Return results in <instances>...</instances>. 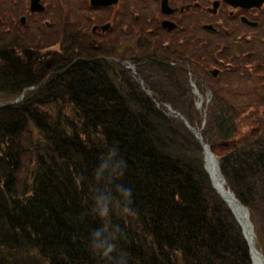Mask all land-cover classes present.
<instances>
[{"label": "trees", "instance_id": "trees-1", "mask_svg": "<svg viewBox=\"0 0 264 264\" xmlns=\"http://www.w3.org/2000/svg\"><path fill=\"white\" fill-rule=\"evenodd\" d=\"M152 38L124 54L80 35L0 38V101L35 87L0 106V264H252L198 138L166 106L200 127L188 67L216 58L230 66L214 80L201 133L264 252V118L259 99L248 113L235 106L249 90L230 86L235 75L262 81L264 56H246L243 44L164 50L162 37L151 50ZM58 40L59 50L46 49ZM250 62L258 77L246 73Z\"/></svg>", "mask_w": 264, "mask_h": 264}, {"label": "flooded vegetation", "instance_id": "flooded-vegetation-1", "mask_svg": "<svg viewBox=\"0 0 264 264\" xmlns=\"http://www.w3.org/2000/svg\"><path fill=\"white\" fill-rule=\"evenodd\" d=\"M198 29L229 35V44L231 38L249 48L258 40L264 45V0H0L2 39L80 35L94 48L132 51L146 34L154 37L152 49L162 37L161 49L180 51L189 43L193 50L201 46L203 36L187 32ZM57 46L61 40L46 49Z\"/></svg>", "mask_w": 264, "mask_h": 264}, {"label": "rangeland", "instance_id": "rangeland-1", "mask_svg": "<svg viewBox=\"0 0 264 264\" xmlns=\"http://www.w3.org/2000/svg\"><path fill=\"white\" fill-rule=\"evenodd\" d=\"M190 18H187L185 20L186 23L189 22ZM139 27H142V25H139ZM191 30V29H190ZM189 33H194V34H200L203 36V42L205 43V46L209 48H214L216 47L218 44H224L225 42H227L225 39L229 37V35L227 36L226 34L223 33H219V34H213V33H207L203 30H199L196 32H192V31H187ZM166 37H169V35H164ZM187 41H190V39H187ZM123 44V43H121ZM189 48L193 47L191 46V43H189L187 45ZM250 47H252L253 50H255L257 53L256 54H260L264 52V45L261 42V40H258L256 42H254L253 45H250ZM60 46L57 47H53L50 50H59ZM123 52H121L122 54L125 53V50H122ZM251 56V55H250ZM226 61V60H225ZM228 62V61H226ZM218 60L216 62V66H220L218 65ZM250 62L247 65V71L246 73H253L255 71V67L258 65H255V63ZM213 63H209L207 64V66L209 68L214 67V65H212ZM212 65V66H211ZM207 67V68H208ZM225 67L227 66H223V69H225ZM208 68V69H209ZM201 71H198V74H194L191 73L190 77L193 79V81L196 83L200 93L202 94V105L200 108H197L199 110V112L202 114V118H203V114L205 113L206 109H203L204 106H208L211 100V96H212V87L211 84L206 80V78L201 77L200 75ZM244 77V76H243ZM209 78L211 79L210 75ZM230 86L232 89H240L241 91L243 89L249 90L247 93L242 91L237 95H234L233 98V103L235 106H241V110H244V106L247 109L246 113L250 112V110H252L251 107H247V104L249 103H253V100L259 99L260 103H259V114L262 118H264V114H263V110H264V80L262 81H257L255 82L254 80H252L250 78V76L248 75V78H242V79H238V77L235 76V79L232 80V82L230 83ZM251 91V93H249ZM249 93V94H248ZM196 101H200L198 97H196ZM200 125V124H197ZM244 129H247V127H249L248 125L244 126ZM199 130H202L203 127L202 125L200 127H196Z\"/></svg>", "mask_w": 264, "mask_h": 264}, {"label": "water", "instance_id": "water-1", "mask_svg": "<svg viewBox=\"0 0 264 264\" xmlns=\"http://www.w3.org/2000/svg\"><path fill=\"white\" fill-rule=\"evenodd\" d=\"M219 71H220V69H218V68L210 70V72L212 74H215V76L217 75V73ZM192 86H194L193 83H192ZM148 93L151 94V91H148ZM23 96H24V92L15 101L17 102V101L21 100ZM15 101H13V102H15ZM157 105L159 106V103ZM197 106H200V103H198ZM177 115L180 116L184 120V122L187 125V127L189 129L193 130L195 135H196V137L199 139V141L201 143V146L203 148L205 169H206L207 173L210 176V179L212 181V184H213L214 188L217 190L219 195L227 202V204L231 208L232 212L234 213L235 217L237 218L239 224L241 225V227L243 229V234H244L245 239H246V241H247V243L249 245L250 254L252 255L254 264H264V253L260 249H258V247H257V244H256V233H255V230H254V224H253V222H252V220L250 218V211H249L248 207L246 205H244L240 201V199H238V197L236 196V194L232 190H230L228 187H227V189H225L224 187H220L215 182L214 176H213V174H212V172H211V170H210V168L208 166L207 157L208 156H212L215 159H217V161H219L218 158L213 153L210 145L204 141L202 135L199 132H197L195 130V128H193L189 124L187 119L183 115H181L180 113H178ZM222 177H223V180H224V182L226 184V179L223 176V174H222Z\"/></svg>", "mask_w": 264, "mask_h": 264}, {"label": "bare ground", "instance_id": "bare-ground-1", "mask_svg": "<svg viewBox=\"0 0 264 264\" xmlns=\"http://www.w3.org/2000/svg\"><path fill=\"white\" fill-rule=\"evenodd\" d=\"M207 161H208V166L214 176L215 182L220 186V187H224L225 189H227V185L225 184L223 177H222V172L220 171V167H219V162L217 161V159H215L212 156H208L207 157ZM228 188L231 190V188L228 186ZM228 192V191H227Z\"/></svg>", "mask_w": 264, "mask_h": 264}, {"label": "clouds", "instance_id": "clouds-1", "mask_svg": "<svg viewBox=\"0 0 264 264\" xmlns=\"http://www.w3.org/2000/svg\"><path fill=\"white\" fill-rule=\"evenodd\" d=\"M116 149L115 148H112V149H110L109 150V154H110V157L111 156H115L116 155ZM123 192H124V194H125V196H127V197H130V195H131V192H130V190H122ZM128 209H126V211H127ZM107 211H108V209H107V206H105L103 209H102V215H106L107 214ZM95 236H99V233H95L94 234ZM94 247H99V245H94ZM114 250V245H112V244H109L108 245V247H107V249L104 251V255L105 256H107L110 252H112Z\"/></svg>", "mask_w": 264, "mask_h": 264}]
</instances>
